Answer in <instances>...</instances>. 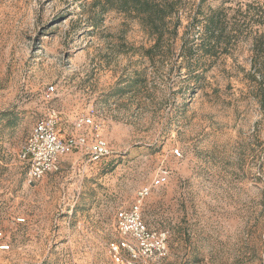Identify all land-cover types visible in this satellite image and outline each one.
Segmentation results:
<instances>
[{
    "label": "rangeland",
    "instance_id": "1",
    "mask_svg": "<svg viewBox=\"0 0 264 264\" xmlns=\"http://www.w3.org/2000/svg\"><path fill=\"white\" fill-rule=\"evenodd\" d=\"M117 7L0 0V264H113L118 216L160 170L142 217L169 255L149 264H264V0H183L159 41ZM217 9L237 33L206 50ZM48 107L62 138L91 115L109 153L76 151L29 183L19 153Z\"/></svg>",
    "mask_w": 264,
    "mask_h": 264
},
{
    "label": "built area",
    "instance_id": "2",
    "mask_svg": "<svg viewBox=\"0 0 264 264\" xmlns=\"http://www.w3.org/2000/svg\"><path fill=\"white\" fill-rule=\"evenodd\" d=\"M53 95L54 87L49 86L43 94L44 101H51ZM58 126V112L48 107L26 137L19 159L28 167L29 183L58 171L62 158L76 151L85 152L88 162H97L108 155L109 149L99 132V125L91 115L76 118L67 138L60 136ZM174 152L179 154L177 150ZM167 182L168 172L160 170L149 187L142 188L134 203L118 216L115 226L118 237L107 246L113 264H149L168 257V233L149 228L142 217L143 201L151 189Z\"/></svg>",
    "mask_w": 264,
    "mask_h": 264
},
{
    "label": "trees",
    "instance_id": "3",
    "mask_svg": "<svg viewBox=\"0 0 264 264\" xmlns=\"http://www.w3.org/2000/svg\"><path fill=\"white\" fill-rule=\"evenodd\" d=\"M111 1L112 0H106L107 3ZM117 2V8L121 10V12L133 14L145 25L149 26L151 34L157 35L158 41L168 32L170 25L175 27L179 21L180 15H182L183 0H117ZM197 14L199 15L201 13L198 12ZM254 16H257L256 18H264V12L261 9H257ZM172 18L176 20L174 25L172 24ZM202 18V32L200 38L203 40V45L207 47L206 50L212 49L210 45L211 39L218 42L222 37L231 38L237 33L234 27L229 28L231 29V33L232 31L234 32L232 33L233 35H230V32H225L226 27L223 24L225 15L221 9L210 10L206 15H202ZM192 22H198L197 17H194ZM263 45L264 31L262 33L256 32L253 37L255 53H263Z\"/></svg>",
    "mask_w": 264,
    "mask_h": 264
}]
</instances>
